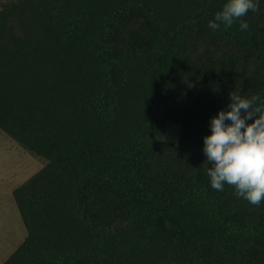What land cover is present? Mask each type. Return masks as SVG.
Masks as SVG:
<instances>
[{
    "label": "trees",
    "instance_id": "16d2710c",
    "mask_svg": "<svg viewBox=\"0 0 264 264\" xmlns=\"http://www.w3.org/2000/svg\"><path fill=\"white\" fill-rule=\"evenodd\" d=\"M225 2L1 3L0 131L44 161L13 189L27 235L2 264H264V202L204 162L230 93L264 100V0L213 31ZM169 123L179 141L156 140Z\"/></svg>",
    "mask_w": 264,
    "mask_h": 264
},
{
    "label": "clouds",
    "instance_id": "9594fccd",
    "mask_svg": "<svg viewBox=\"0 0 264 264\" xmlns=\"http://www.w3.org/2000/svg\"><path fill=\"white\" fill-rule=\"evenodd\" d=\"M257 8L256 0H226L208 27L227 30L239 21L240 30L246 31L249 24L243 17ZM229 100L228 109L211 118V134L204 137L206 172L214 190L228 185L238 197L259 206L264 202V100L237 91Z\"/></svg>",
    "mask_w": 264,
    "mask_h": 264
},
{
    "label": "rangeland",
    "instance_id": "374dc122",
    "mask_svg": "<svg viewBox=\"0 0 264 264\" xmlns=\"http://www.w3.org/2000/svg\"><path fill=\"white\" fill-rule=\"evenodd\" d=\"M5 0H0V5ZM181 124L157 129L158 141L178 142ZM44 161L38 159L9 135L0 131V264L18 247L27 230L13 197V189L32 176Z\"/></svg>",
    "mask_w": 264,
    "mask_h": 264
}]
</instances>
